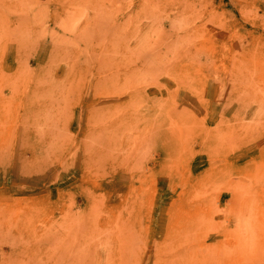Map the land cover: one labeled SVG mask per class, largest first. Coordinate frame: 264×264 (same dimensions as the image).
Here are the masks:
<instances>
[{"label": "rangeland", "instance_id": "rangeland-1", "mask_svg": "<svg viewBox=\"0 0 264 264\" xmlns=\"http://www.w3.org/2000/svg\"><path fill=\"white\" fill-rule=\"evenodd\" d=\"M0 264H264V0H0Z\"/></svg>", "mask_w": 264, "mask_h": 264}]
</instances>
